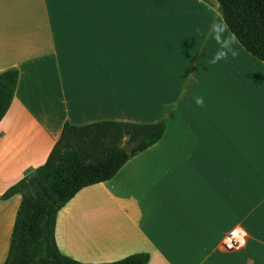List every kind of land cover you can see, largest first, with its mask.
I'll list each match as a JSON object with an SVG mask.
<instances>
[{
	"label": "crops",
	"instance_id": "0c3cea01",
	"mask_svg": "<svg viewBox=\"0 0 264 264\" xmlns=\"http://www.w3.org/2000/svg\"><path fill=\"white\" fill-rule=\"evenodd\" d=\"M220 17L215 0H0V73L18 71L0 121V197L46 162L65 124L167 125L58 212L61 254L264 264V62L238 43L237 58L207 63ZM20 202L0 198V264ZM233 228L245 245L226 251Z\"/></svg>",
	"mask_w": 264,
	"mask_h": 264
},
{
	"label": "trees",
	"instance_id": "16d2710c",
	"mask_svg": "<svg viewBox=\"0 0 264 264\" xmlns=\"http://www.w3.org/2000/svg\"><path fill=\"white\" fill-rule=\"evenodd\" d=\"M242 48L264 62V0H215ZM18 71L0 73V121L14 98ZM166 123L99 122L65 124L46 162L10 187L0 198L20 194L4 264H147V253L108 263H81L57 248L54 230L58 212L82 189L111 180L127 160L158 142ZM138 146L126 153L124 147Z\"/></svg>",
	"mask_w": 264,
	"mask_h": 264
},
{
	"label": "clouds",
	"instance_id": "9594fccd",
	"mask_svg": "<svg viewBox=\"0 0 264 264\" xmlns=\"http://www.w3.org/2000/svg\"><path fill=\"white\" fill-rule=\"evenodd\" d=\"M197 31L199 32L200 30L197 29ZM208 35L218 46L216 52L207 61L209 65L214 66L221 61H227L229 56L233 59L238 57L239 53L234 45L239 43V39L237 35L229 29L227 21L224 20L222 16L217 20H213L209 25ZM193 101L198 107L204 106L203 96H194Z\"/></svg>",
	"mask_w": 264,
	"mask_h": 264
},
{
	"label": "built area",
	"instance_id": "2783aa9c",
	"mask_svg": "<svg viewBox=\"0 0 264 264\" xmlns=\"http://www.w3.org/2000/svg\"><path fill=\"white\" fill-rule=\"evenodd\" d=\"M245 245V235L238 229L228 231L222 240V248L226 251H238Z\"/></svg>",
	"mask_w": 264,
	"mask_h": 264
},
{
	"label": "water",
	"instance_id": "95a60500",
	"mask_svg": "<svg viewBox=\"0 0 264 264\" xmlns=\"http://www.w3.org/2000/svg\"><path fill=\"white\" fill-rule=\"evenodd\" d=\"M137 146H138V143H133V144L127 145V146L124 147V151H125L126 153H129V152H131L133 149H135Z\"/></svg>",
	"mask_w": 264,
	"mask_h": 264
}]
</instances>
